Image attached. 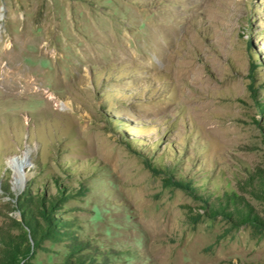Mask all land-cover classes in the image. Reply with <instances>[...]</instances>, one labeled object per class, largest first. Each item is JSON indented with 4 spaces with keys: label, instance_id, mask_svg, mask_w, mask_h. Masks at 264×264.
I'll return each instance as SVG.
<instances>
[{
    "label": "rangeland",
    "instance_id": "obj_1",
    "mask_svg": "<svg viewBox=\"0 0 264 264\" xmlns=\"http://www.w3.org/2000/svg\"><path fill=\"white\" fill-rule=\"evenodd\" d=\"M0 36V264H264V0H0Z\"/></svg>",
    "mask_w": 264,
    "mask_h": 264
},
{
    "label": "bare ground",
    "instance_id": "obj_2",
    "mask_svg": "<svg viewBox=\"0 0 264 264\" xmlns=\"http://www.w3.org/2000/svg\"><path fill=\"white\" fill-rule=\"evenodd\" d=\"M99 20V19H98ZM98 22V21H97ZM1 40H2V36H0V42H1ZM29 44H30V42H29ZM37 44V43H36ZM47 47V46H46ZM47 51L49 52V50L47 49ZM47 53V52H46ZM48 55V54H47ZM18 168V167H17ZM16 171H18V179H19V175H20V173H21V170L19 169V170H16ZM20 181V180H19Z\"/></svg>",
    "mask_w": 264,
    "mask_h": 264
}]
</instances>
